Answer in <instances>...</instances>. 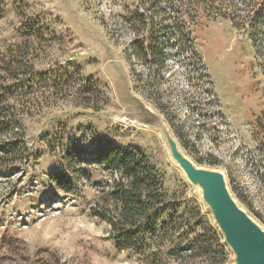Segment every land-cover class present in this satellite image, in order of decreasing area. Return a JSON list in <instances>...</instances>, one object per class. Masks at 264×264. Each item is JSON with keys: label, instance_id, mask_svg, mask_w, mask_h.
Here are the masks:
<instances>
[{"label": "rangeland", "instance_id": "1", "mask_svg": "<svg viewBox=\"0 0 264 264\" xmlns=\"http://www.w3.org/2000/svg\"><path fill=\"white\" fill-rule=\"evenodd\" d=\"M170 3L185 5L183 20L166 21L162 0H0V117L19 122L0 135V147L18 144L10 155L0 148V264H231L143 104L197 166L224 173L264 229V43L208 20L203 4ZM150 20L166 54L160 73L134 54L148 46ZM113 143L154 167L177 210L175 231L190 232V244L149 259L115 249L90 213L121 182L93 157Z\"/></svg>", "mask_w": 264, "mask_h": 264}, {"label": "trees", "instance_id": "2", "mask_svg": "<svg viewBox=\"0 0 264 264\" xmlns=\"http://www.w3.org/2000/svg\"><path fill=\"white\" fill-rule=\"evenodd\" d=\"M162 2L165 4L159 12L166 15V21L173 17L184 19L183 3L176 5L170 3L171 0ZM192 3L205 5L203 7L208 20H228L233 27L247 28L253 42L258 40L264 43V0H192ZM143 20L144 16L140 15L139 21ZM149 23L148 46L144 49L135 48L134 54L144 63L148 56L151 63L147 68L160 73L165 66L166 54L162 49V38L152 29L154 20ZM162 26L164 30L170 25L166 23ZM166 35H163L165 39L172 37ZM6 101L3 97L0 105H7ZM18 123L15 115L12 118L0 117V135L6 136L10 125L16 127ZM17 145L16 142H4L0 148L4 154L10 155L17 150ZM93 157L121 177V182H113L110 191L99 196L90 208L91 215L109 227L115 249L130 250L149 259L155 252L170 251L177 243L192 242L190 232L180 236L175 231L179 218L177 210L166 203L161 178L141 152L129 151L115 143L98 144ZM217 233L215 228L212 232L215 239Z\"/></svg>", "mask_w": 264, "mask_h": 264}, {"label": "water", "instance_id": "3", "mask_svg": "<svg viewBox=\"0 0 264 264\" xmlns=\"http://www.w3.org/2000/svg\"><path fill=\"white\" fill-rule=\"evenodd\" d=\"M143 109L170 161L181 170L203 209L210 214L221 242L232 253L231 264H264V229L238 205L224 173L197 166L183 153L164 119L144 104Z\"/></svg>", "mask_w": 264, "mask_h": 264}]
</instances>
